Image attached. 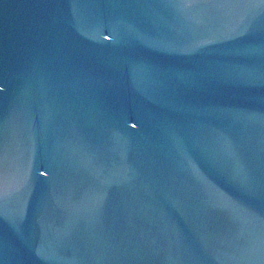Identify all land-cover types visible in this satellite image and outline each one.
I'll list each match as a JSON object with an SVG mask.
<instances>
[{"label":"water","instance_id":"water-1","mask_svg":"<svg viewBox=\"0 0 264 264\" xmlns=\"http://www.w3.org/2000/svg\"><path fill=\"white\" fill-rule=\"evenodd\" d=\"M0 264H264V0H0Z\"/></svg>","mask_w":264,"mask_h":264}]
</instances>
